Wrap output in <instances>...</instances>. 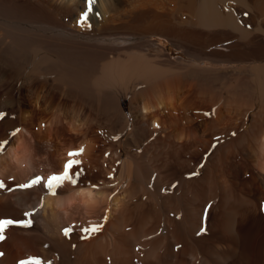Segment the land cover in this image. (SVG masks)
I'll use <instances>...</instances> for the list:
<instances>
[{"label":"bare ground","instance_id":"1","mask_svg":"<svg viewBox=\"0 0 264 264\" xmlns=\"http://www.w3.org/2000/svg\"><path fill=\"white\" fill-rule=\"evenodd\" d=\"M117 1L0 0V219L30 221L4 231L0 264H264L259 68L223 83L153 39L211 47L198 30L236 27L228 0H179L196 27L182 33L165 11L125 16L149 35L100 27ZM70 159L77 182L53 194Z\"/></svg>","mask_w":264,"mask_h":264},{"label":"rangeland","instance_id":"2","mask_svg":"<svg viewBox=\"0 0 264 264\" xmlns=\"http://www.w3.org/2000/svg\"><path fill=\"white\" fill-rule=\"evenodd\" d=\"M92 2L98 3L100 2V0H91V3ZM220 5L225 13H229L228 10H230L231 13L233 12L232 15L235 18V22H238V25L234 28L221 27L199 29V34H201L202 36L204 35L201 42L211 40V38L215 39V43L211 47L204 48L199 45H192L187 43L178 45L176 41L172 42L166 39H160L159 37H153V39L159 41V44L165 47L167 53L171 56L172 59L180 57L185 59L186 61H195L196 63L206 64L208 67L216 68L218 71H220L221 69V75L224 77L222 81H224L225 77H228V75L230 77L235 73V78V76H238L237 73L239 74L240 71H243L245 73L246 69L254 71L256 68H259V71L255 70L257 71L256 75L252 76V72H248V70V73L251 72L250 75L247 72L245 75L251 76L250 78H261L262 80H264V78H262L264 77V0H228L224 4L221 3ZM102 7L103 11L98 13L99 18L97 16V22L100 23V27L101 25L108 28L114 27V32H119L121 34L149 35V29L142 27L133 28L129 24V22L124 19L126 15L142 10L140 7L151 8L153 10L157 9L158 13H164V11L165 13L168 12L169 15L171 13L172 23L178 28L180 33H182L184 29L196 30V27H193L192 25L193 22L195 23L194 16H192L191 13H189L182 5H180L179 0H121V4H119L118 2L111 6L102 5ZM109 20H111V25L109 24ZM112 20L114 22H112ZM78 26H81V28H83L84 24H82V22H78ZM220 48H227L228 51H220ZM218 52L223 53V55L220 56V58L217 60L218 64H216L217 61H214V59H217L215 54ZM194 54L196 55L194 56ZM226 54H228L229 56ZM197 56H201L200 58L210 57L213 62L205 58H202V60H199V62ZM261 67L262 69L260 70ZM244 68L245 71L243 70ZM251 68L255 69L252 70ZM242 76L243 75H241V77ZM223 83H226V81H224ZM125 105L126 108H129V100H127ZM256 112V109H253L251 111L250 123L254 119L253 116H255L254 114ZM235 119L237 122L238 120H240L238 119V116H236ZM95 127L96 126L94 125V130L101 131V129ZM258 138L260 137L255 136V138L251 141L252 144H250V150L255 152V156L257 155V160L260 161L261 153H259L260 151L258 142L260 139ZM219 144L221 145L223 144V142ZM213 155L214 152L210 153L208 156L211 157ZM242 158V155L238 156L237 162L240 163Z\"/></svg>","mask_w":264,"mask_h":264},{"label":"snow or ice","instance_id":"3","mask_svg":"<svg viewBox=\"0 0 264 264\" xmlns=\"http://www.w3.org/2000/svg\"><path fill=\"white\" fill-rule=\"evenodd\" d=\"M86 18V17H85ZM13 135H15V133H13ZM233 135H235V133H233ZM0 151H2V149H0ZM74 155H78V153H69V156H74ZM82 162L79 160H68V162L64 165V170L61 174L59 175H51L47 178L46 181V187L49 190L53 191V194H55V189L62 185L64 181L67 180H71L73 184H75L77 181L75 179H73L72 175L70 174V170L73 169V167L75 165H79ZM77 176L81 175V173H76ZM42 181H44V177L41 176H37L35 179H33L31 181L30 184H19L18 187L19 188H31L34 185H40L42 183ZM0 187H4V184L2 181H0ZM11 190V189H9ZM24 215H29V213H24ZM16 223H30V221H15L12 219H0V239H4L3 233L4 231L11 225L16 224ZM103 225H96L91 229L85 228L83 229L84 232H99L102 229ZM71 230H66V234H68V232H70ZM0 255H2V253H0ZM22 264H24V262H22Z\"/></svg>","mask_w":264,"mask_h":264}]
</instances>
